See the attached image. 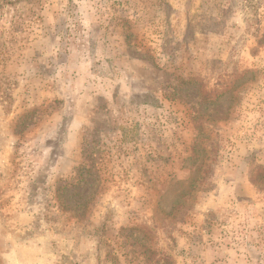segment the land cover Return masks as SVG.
Segmentation results:
<instances>
[{"label":"rangeland","instance_id":"374dc122","mask_svg":"<svg viewBox=\"0 0 264 264\" xmlns=\"http://www.w3.org/2000/svg\"><path fill=\"white\" fill-rule=\"evenodd\" d=\"M0 264H264V0H0Z\"/></svg>","mask_w":264,"mask_h":264},{"label":"crops","instance_id":"0c3cea01","mask_svg":"<svg viewBox=\"0 0 264 264\" xmlns=\"http://www.w3.org/2000/svg\"><path fill=\"white\" fill-rule=\"evenodd\" d=\"M116 23V22H114ZM108 25H103L102 27V30H105V28L107 27ZM115 27V26H114ZM115 57H116V53H115ZM116 64V63H115ZM49 95V94H48ZM50 97H54V94H50ZM75 127H77L79 130H81L83 127H84V124L83 123H80L78 125H76Z\"/></svg>","mask_w":264,"mask_h":264},{"label":"trees","instance_id":"16d2710c","mask_svg":"<svg viewBox=\"0 0 264 264\" xmlns=\"http://www.w3.org/2000/svg\"><path fill=\"white\" fill-rule=\"evenodd\" d=\"M86 184V183H85Z\"/></svg>","mask_w":264,"mask_h":264}]
</instances>
